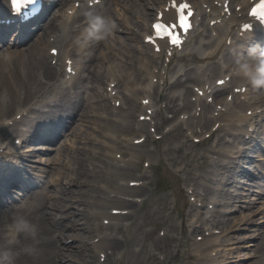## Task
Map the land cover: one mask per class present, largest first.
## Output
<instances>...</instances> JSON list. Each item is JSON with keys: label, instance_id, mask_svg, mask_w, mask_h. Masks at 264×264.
<instances>
[{"label": "bare ground", "instance_id": "bare-ground-1", "mask_svg": "<svg viewBox=\"0 0 264 264\" xmlns=\"http://www.w3.org/2000/svg\"><path fill=\"white\" fill-rule=\"evenodd\" d=\"M145 1H148V0H145ZM221 1L222 0H214V2H212V0H210V1H205V2L209 3V6L212 7L213 10H215L216 8H219V6L216 5L215 2L219 3ZM231 1L236 2L237 5L240 4L242 7L236 14L245 15L247 13V9H248L250 2H246L247 0H231ZM116 4L118 7L119 2H117ZM195 4L197 5L198 3H195ZM144 5H146V3H144ZM136 12H138V10ZM235 12L236 11L234 10L233 14ZM116 13H119L120 17L124 18L123 20L126 21V26L128 28H130L129 24H131L129 20H131L132 23L139 25L140 21H142L141 17H142V19H144V18H147L149 15V12H145L142 16H140V15L138 16L135 14L129 15V13L125 12V9H123V8H120L119 11H117ZM105 14L106 15L104 16L103 19H107V20L111 21L112 24H114L115 22L113 21V18L110 19L109 17H107V16H109L108 11ZM66 21H67V19H64L62 25H64ZM237 22H238V18L236 17V15H234L233 26H235L237 24ZM88 32H89L88 29H84L81 33H78L77 35H75L73 37L74 41L72 40V42L67 47V49H69V51H71V52L73 51V53H75V52L83 53V51H84V61L86 63L87 62L92 63L91 68H93V70H94V71L89 70V74L87 75V77H92L97 73L98 75H100L102 80H104V78L106 80L105 76H108L107 79L112 77L113 79H117V80L120 79V81L122 80L123 83H127L125 81V76H123L121 73V71L123 70V69H121V67L125 68V65H126L125 63H126V59H127L126 57L132 58V56H133L132 47L130 48V45L128 43V40H129L128 37L122 38L117 34H111L109 39H107L105 37L102 39H96L94 37L86 38V35ZM129 32H132V31H129ZM132 34H134V33L132 32ZM53 35H56V34L53 33L52 36ZM49 36H50V34L48 35V37L45 41L48 40ZM244 39H250V37H244ZM27 41H26V44H28V47L26 50H24V54L22 57V62L24 63V70H25L24 74H22L23 79H25V76H26L28 81L37 85L38 91L41 92L45 88V85L43 83L44 80L50 79V78H51V80H54V79L58 78L59 76H61V72L58 71L55 67L48 64V62H47L48 50H47V46H45L46 44H45V42L41 36H35L33 33H30ZM247 41H245V42H247ZM116 42H118L119 45H116L117 44ZM89 43L92 45H88ZM14 44L19 45L17 42H14ZM73 44H75V46H76L75 48H72ZM106 44L108 45V47L104 48V50H103V46H105ZM20 45H23V44H20ZM100 48H101V50L97 51V54H96V50H98ZM223 48H224V45L220 44L211 52H204V55H206V56H217L222 51ZM136 49H139V48L136 47ZM243 51H245V49L242 47V45H237L233 49V52L230 54V56L227 57L228 60L230 61V63L233 64L236 57L238 56V54L243 53ZM97 58H101V59L96 61ZM101 60H103V61H101ZM11 61L12 60H9L8 58H6L4 56L0 58V82L6 83V81L8 79H12L13 83L16 85V81L19 82L18 79H21V76L18 74L19 73L18 68H15V66H13L12 64L9 63ZM105 62H107V63L105 64ZM33 65L35 67L31 68ZM142 66H144V65H142ZM118 68H120V69H118ZM84 71H85V67L82 66V69L80 70L79 76L84 77ZM14 73L17 74V77L15 76ZM41 74H46V75H48V77L42 78ZM39 76L41 77L43 84L39 81ZM154 76H157V75L154 74ZM235 81L240 82V81H244V79L235 75ZM125 85L127 86V84H125ZM89 87H94V86L90 85ZM116 87H118V86L116 85ZM143 89L146 91L147 94H146V96L142 97L141 99H144L147 97L151 98L152 92L147 91V86H145ZM260 89H262V88L257 89V88H253L252 86H250V92L248 91V95L254 91H256L255 95H258L261 93ZM73 90L76 93L79 92V90H80V93L83 95V97L81 98V101H82V99H84V96H85L84 95L85 91L82 88V86H77V87L74 86ZM14 92H19V90L14 91ZM254 97H256V98L250 100L249 97L247 96V98L243 99V100L237 99V102H235V103H226V110L225 111L219 112L218 115L213 114V117L215 119L226 120L228 122V125L230 126L229 131H230V137L232 138V140H226L223 137L222 138L223 141L219 142V146L217 148V153L222 155L223 159L224 158H232V156L239 158V156H241V154L239 153V150L234 151V148H236V147H233V143H235L236 138L239 139L240 142L243 141V139H240L239 136L235 135V128L238 129L239 123L242 120H250V118H251V116L248 117L247 115L242 113V110L244 107H247L248 109H250V108L254 109L259 105L260 102L264 101L263 96H254ZM133 99L134 98H131V100L129 101L130 102V107H129L130 111H132L135 108L134 107L135 102ZM88 100H90V98H88ZM129 102H128V104H129ZM143 108L145 109V111H147L148 108H152V103H150L149 105H143ZM0 110H1V107H0ZM68 110H72V112H69V113H71L73 119L75 120L72 122H76V120L79 119L80 112L76 110L75 106H70L68 108ZM73 110H74V112H73ZM124 118H125V115H123L121 117V120L119 121V123L123 122ZM4 123H5V120L3 121L2 124H4ZM99 126L100 125L97 122L96 125L94 126L96 132L100 131V128H98ZM114 127H115V125L113 126V128ZM140 130L143 131L144 128L141 127ZM101 131H102V129H101ZM246 132L247 131H245V133ZM247 133H249V132H247ZM203 134H205V132ZM135 138H137V137H135ZM135 138H133V139H135ZM2 154L6 155L7 153H2ZM186 156H188V155H186ZM115 161L116 160H114V163H115ZM51 163H52L51 160H47L44 168L40 169V171H39L40 174L44 170H46L47 168H51L52 167ZM118 164H119V162H118ZM259 165L264 166V162L263 161L260 162ZM221 168H222V165L220 166V169L218 170L219 175H223ZM166 169L170 172L171 176L174 179L175 184L177 186H179V181H180V179L183 178V176L179 175V172H182V168H178L179 170H177L176 168L172 169L170 165H167ZM217 169H218V165H217V167H215L213 169L212 172L215 173L217 171ZM0 170H2L4 172V178L2 175H0V190H1L4 186V181L6 180L7 175H9L11 173L9 172V168H6V167H0ZM17 184L19 185V183H17ZM210 192H212V190H210ZM243 194H246V193H243ZM34 196H36V199L40 203V201H41L40 196H37L36 192L34 193ZM29 197L30 196L26 197L25 199H28ZM212 198H214V197H212ZM32 202L33 201L29 202V200H28V201L22 202L20 205L12 203L11 206H7L8 210H5V212H9L10 214H14L18 217H20V216L24 217V215H27V216L28 215H35L36 222L41 221V222L46 223L47 222L46 212H43L42 208H39L37 210L35 208L36 206L32 205ZM253 203H254L253 200H244V204H242L240 207H237V206H235V207L238 208L239 211L242 210L240 213H243L248 208H251L253 206ZM220 204L222 205V204H224V202H222ZM228 204H229L228 206L232 205V203H230V202ZM263 205H264V201H263L262 206ZM230 208L233 209L232 206ZM225 210H226V208H225ZM38 213H42L41 217ZM254 213H255V210L249 212L244 217H241V216L238 217V221H237L235 228L239 229V230H243V231H248V232L249 231H251V232L256 231L258 225L264 224V219H263L264 218V211L261 212L257 216L253 215ZM233 218H237L236 215H234ZM207 221H208L209 225L206 229L210 230V232L203 239V241L197 242V247L194 249L196 252H199L201 254L200 256L202 258L206 259V263H204V264H241V260H243L244 258H254L256 256V254L250 255V254H248V252L243 253L244 248L248 249L252 245V242L254 241L252 238H258L255 234H249L246 232L247 234L245 233V235H243L242 237H238L237 234L235 233V235H233V236L236 238V241H233V239H226L227 238L226 234L229 231H231L232 229L229 230L230 228H227L226 230H222V231L220 230V232L217 233L215 231V226H217V224L213 220L211 215L207 216ZM1 222L2 221H1V216H0V224H1ZM252 227H256V229H254V228L252 229ZM223 238H225V240L223 241V243H221V240ZM1 239H2V237L0 236V240ZM111 240H113V241H111ZM261 240H262V238H261ZM259 242H257L256 244L254 243L256 250L260 246ZM114 244L117 245L118 242L114 239H111V238H103L100 240L99 243H97V246L100 248H103L104 246L111 247ZM52 245L55 246L56 241H52ZM57 249H58V251H60L61 246H58ZM243 263H245V261ZM50 264H52V263H50ZM248 264H252V263L250 262Z\"/></svg>", "mask_w": 264, "mask_h": 264}, {"label": "rangeland", "instance_id": "rangeland-1", "mask_svg": "<svg viewBox=\"0 0 264 264\" xmlns=\"http://www.w3.org/2000/svg\"><path fill=\"white\" fill-rule=\"evenodd\" d=\"M109 17L111 18L112 16L109 15ZM115 24H118V22L116 21ZM139 25H140V23H139ZM139 25H137V26H139ZM118 26H119L117 28L118 31H116V33L118 35H120V37H122V38L128 37V39H129L128 40V43L130 45V48L132 47V51H133L132 58L126 57L127 59H126V63H125L126 64L125 65V68L124 67H121V69L132 72L133 73L132 74V77H135V74L138 72V69H140L139 64H141V62L147 63L151 58H150V55L148 53H146L144 55H141L139 53L137 54L136 47L138 45V41H137L136 34H132V32H129V31L127 32V29L124 28L123 23H119ZM91 27H92V25L89 27V31L91 30ZM133 28H135V31L138 29L136 26H133ZM129 30L132 31V29H129ZM39 35H41V34L39 33ZM105 38H109V34L106 35ZM88 45H92V44L89 43ZM116 45H119V44L117 43ZM27 47H28V45H26L25 48L24 47H21V48H24V50H26ZM106 47H108L107 44L105 46H103V50ZM100 50H101V48L98 49V50H96V54H97V51H100ZM99 59H101V58H97L96 61L99 60ZM133 60H134V62H137L138 61L137 62V67L135 69H133V68H131L129 66V63H131ZM101 61H103V60H101ZM83 63L86 65L85 66V71H84V78H85L89 74V70H93V68H91L92 63H90V62H87V63L86 62H83ZM106 63L107 62H105V64ZM34 67L35 66L33 65L31 68H34ZM118 69H120V68H118ZM15 76L17 77L16 74H15ZM105 77L107 79L108 76H105ZM142 77L145 79L144 80V83H146L149 80L147 71L145 72V69H142L140 72H138L136 74V79L134 80V82H138V80H141ZM100 78H101L100 75H98L96 73L91 79L90 78L89 79H86L85 78L83 80H84V83L85 84L86 83L90 84L93 79L94 80H101ZM11 81L12 80H9V81L7 80L6 83L5 82H0V96H1V94H11L12 92H14V91L17 90V88H14V85L15 84H12ZM16 83H19V82L16 81ZM25 86L28 87V85H26L25 83L23 85V83L20 82L19 85H18V90L20 89V90L23 91L22 88H24ZM11 96L12 97H15L14 95H11ZM82 96L83 95L81 93H79L78 97H75V100L76 101L77 100H80V98H82ZM30 98H31V96L30 95H27V97L25 99V102H17V103L18 104H21V106H24L29 101ZM75 100H74V97L71 96L69 93H67V94L66 93H63L62 98L60 99V102H59L60 104L58 105V108L55 110V112L57 113L55 116H57V117L62 116L63 118H67V114L69 112H72V110H68V108L70 106H75L76 105V102H74ZM3 103H0V104H3ZM14 109H15V107H14ZM14 109L12 108V106L9 107V108H7V109H5L6 112L5 113L2 112L0 114V119L3 118L4 116H13L14 115V112H15ZM50 116L52 117L54 115L53 114L52 115L49 114L46 117H50ZM173 140H174V138L172 136L169 137L168 140H167V144L172 143ZM189 150H191V148H189ZM192 150H194V148ZM140 151H141V153H144V154H146L147 152L148 153L149 152L151 153L150 147L148 145L147 146H142L140 148ZM54 154H55V151L54 150H51L49 152H38V153H35L32 156V159H36L37 161L39 160L40 163H44L46 160L53 159L54 158ZM39 162H35L34 164H36L37 167L38 166L39 167L40 166H44V165H40ZM162 166L163 165L161 163H159V166L158 167H162ZM160 170L162 172V169H159V171ZM35 172H37V171H35ZM234 173H235L236 177H239V174H238V171L237 170H235ZM224 174H228V172H224ZM45 178H46V176H45ZM45 178H44V182H45ZM94 179L99 180L100 178H94ZM41 185H43V182L41 183ZM227 185H231L230 186V189H232V190L235 191V184H232V181L231 180H229V183ZM161 187H162V184H158L157 191H159V192H154V190H151V189H146L145 190V193L150 194L152 196V199H151L150 203H148L147 205L141 207L139 209V211H138L137 218H138V221L143 224V226H140L139 229L135 228L133 232H130V237L131 238H130V242L128 244V251H127V256H126L127 261L130 264H132L133 261H134V259H135L134 249L137 248V247H139L141 244H144L146 246L148 241H153L155 243V245L158 247L157 252H160L161 250L168 249L171 246V244H172L170 238H162L158 234L159 227H160V224H161L162 219H160V217H158V214H161V211L158 210V207L160 206V203L157 201L156 197H158V199L160 201H163L160 198V195L158 194V193L161 192L159 190V188H161ZM32 190H35V189H31L30 191H28V193L27 192H23V191H17V192L19 193V197L22 198L23 195L29 194V192H31ZM17 192L14 191L13 195H18ZM153 193H156L157 196L156 195L153 196ZM212 195L214 196V193L210 194L209 200H211V201H212V199H211V196ZM10 196L11 195H9V197L3 198L5 204H6V200H8V198L10 199ZM214 197H215V199L219 200V202H223L225 200V196L222 195V194H217ZM0 199H2V197ZM237 200L238 199H234V198L228 199L229 202L232 201L235 205H237V202H238ZM229 202H227V205H229L228 204ZM41 206L45 210H48V208L45 206V203L44 202L41 203ZM254 208H256V207H254ZM253 209H251V210H245V212L248 213V212L252 211ZM0 210H8V209L5 206V207H3ZM216 210H217V213L216 214L218 216H220V217L223 218V214L220 213V212H223L224 207L221 205V206H219V208L217 207ZM235 214H238V213H235ZM0 216H1V221H2L1 226H0V233H1L3 231L4 223H10L11 220H12V218L14 216L13 215H10L9 212H5V211H3L2 213H0ZM3 217H4V219H2ZM25 218H27L28 220H30L32 223L36 222L35 215L34 216H26ZM230 220L232 221V219H230ZM98 222H99V218L96 217V219L91 224V230L93 231V233L90 234V235H88V237L86 235L84 243H88L89 239L96 234V231H97L96 230V227H97L96 224ZM151 226H153L152 233L149 234V235L147 233H145V235H143V230L146 229V228H148V227H151ZM198 230H199V232L203 233V230L201 228L198 229ZM261 231H262V234H263L262 235V240H261L260 237L255 238L256 243L259 242V241L261 242L259 248L256 250L255 249V246L253 245L255 242H252V245L248 249L243 250V253L248 252V254H250V255L251 254H256V256L254 258H245V259H243L242 261H245V263H243V264H248L250 262L252 264H264V224L263 225H260V229L257 230V233H260ZM70 233H72V232H70ZM239 233H244V232H241L240 231ZM249 234H252V232H250ZM253 234H255V233H253ZM255 235H257V234H255ZM78 246H79V244L76 245V248ZM46 248H48V247L44 245V241H42L41 243H39L36 246V253L33 255V257L23 256V255L19 254L16 249H14L13 252L15 253V258H14L13 264H50L51 261H49L47 259V256H46L47 255L46 254ZM74 254H76V253L74 252ZM93 256L94 255H93V253H92L89 245L86 246V248H85V255L79 257L80 260H81L80 263H85L86 260H89ZM172 259H175V261H177V256H175V258L172 257V258L168 259L165 264L172 263ZM96 260H97V258H96ZM143 264H155V263L153 262L152 259L149 260L148 259V255H147V259L143 262Z\"/></svg>", "mask_w": 264, "mask_h": 264}, {"label": "clouds", "instance_id": "clouds-1", "mask_svg": "<svg viewBox=\"0 0 264 264\" xmlns=\"http://www.w3.org/2000/svg\"><path fill=\"white\" fill-rule=\"evenodd\" d=\"M114 27L111 21L95 17L92 20V27L89 36L102 39L108 35ZM231 71L234 75L241 77L253 88H264V47L255 46L248 49L247 54L239 53L236 57ZM37 226L27 218L13 217L6 226L2 240H0V264H13L15 253L13 246L19 242L21 236L36 237ZM23 251L29 255L36 253L33 245H27Z\"/></svg>", "mask_w": 264, "mask_h": 264}, {"label": "snow or ice", "instance_id": "snow-or-ice-1", "mask_svg": "<svg viewBox=\"0 0 264 264\" xmlns=\"http://www.w3.org/2000/svg\"><path fill=\"white\" fill-rule=\"evenodd\" d=\"M11 3H12V7L16 10V11H19L20 8H21V0H11ZM178 10L181 14V26L184 27L185 31H187L190 27H191V23H190V20L188 19V15L186 14V10H187V13H190L191 12V8H190V5L188 4H181L178 6ZM262 19H264V15L261 16ZM158 30L161 28V25L157 24L155 26ZM169 35L172 36V42L173 44H180L181 43V40L179 38V36L175 33H172L171 31H169ZM145 103H147V101H145Z\"/></svg>", "mask_w": 264, "mask_h": 264}]
</instances>
